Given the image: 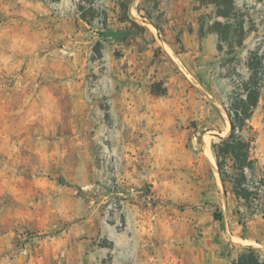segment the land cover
Masks as SVG:
<instances>
[{"label":"rangeland","instance_id":"obj_1","mask_svg":"<svg viewBox=\"0 0 264 264\" xmlns=\"http://www.w3.org/2000/svg\"><path fill=\"white\" fill-rule=\"evenodd\" d=\"M233 2L0 0V264H264V0ZM248 87L250 202L215 153Z\"/></svg>","mask_w":264,"mask_h":264},{"label":"trees","instance_id":"obj_2","mask_svg":"<svg viewBox=\"0 0 264 264\" xmlns=\"http://www.w3.org/2000/svg\"><path fill=\"white\" fill-rule=\"evenodd\" d=\"M196 1L202 6L214 5L217 8L218 16L223 18L230 17L234 6L233 0ZM109 35L114 38H121L125 33L111 31ZM249 84L253 86L252 82ZM165 93V90L154 92L156 95H164ZM260 95V87H248L246 89L245 94H242L240 99L229 109L230 134L226 138H221L220 142L215 145L217 165L223 186L226 188L227 182H231L237 198L244 199L246 202H250L251 197L255 195L250 189L246 172L253 171L256 163L252 157L256 136L253 127L250 125V120L258 105ZM257 262H259L258 259Z\"/></svg>","mask_w":264,"mask_h":264},{"label":"water","instance_id":"obj_3","mask_svg":"<svg viewBox=\"0 0 264 264\" xmlns=\"http://www.w3.org/2000/svg\"><path fill=\"white\" fill-rule=\"evenodd\" d=\"M219 138L221 139L222 137L220 136Z\"/></svg>","mask_w":264,"mask_h":264}]
</instances>
